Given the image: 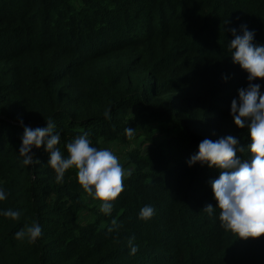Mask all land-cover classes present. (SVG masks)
I'll list each match as a JSON object with an SVG mask.
<instances>
[{
  "label": "trees",
  "instance_id": "16d2710c",
  "mask_svg": "<svg viewBox=\"0 0 264 264\" xmlns=\"http://www.w3.org/2000/svg\"><path fill=\"white\" fill-rule=\"evenodd\" d=\"M242 25L264 45V0H0V264H264V236L221 226L211 181L223 169L188 163L202 140L229 135L251 157L249 129L231 114L250 83L228 47ZM251 83L264 94V79ZM48 119L65 158L84 132L97 148L143 138L111 214L75 168L57 183L46 142L32 149L39 163L22 164L24 127ZM146 205L155 214L142 220ZM34 221L37 241L17 240Z\"/></svg>",
  "mask_w": 264,
  "mask_h": 264
},
{
  "label": "clouds",
  "instance_id": "9594fccd",
  "mask_svg": "<svg viewBox=\"0 0 264 264\" xmlns=\"http://www.w3.org/2000/svg\"><path fill=\"white\" fill-rule=\"evenodd\" d=\"M243 34L238 35L235 28L231 29L233 36L228 45L234 63L239 64L247 73L250 82L248 87L239 89V101L233 99L231 114L235 124L248 127L251 143L250 159H242L237 147L239 141L229 135L216 141L204 139L199 143L198 153L191 156L189 165L196 162L207 164L209 167L223 169L219 178L211 181L212 190L218 207L221 210L219 219L225 230L238 234L239 238H259L264 236V94L261 86L251 81L264 79V45L253 43L255 33L241 26ZM106 119H111L110 110L104 113ZM23 124V122L21 121ZM55 124L47 120L46 127L25 126L22 145L19 153L24 157L25 166L39 163L34 159L33 147L40 148L46 142V150L50 153L48 164L56 172L57 183H62L65 173L71 168L76 169L79 184L88 196L101 201L99 210L111 214L113 202L125 190L124 181L132 175L120 163L119 157L109 148H97L91 145L88 133L84 132L73 141L67 143L68 156L62 154L57 145L60 134L54 132ZM125 134L132 139L135 130L127 127ZM7 194L0 189V201L5 200ZM209 215L213 206L204 209ZM155 214L152 206L146 205L139 212V218L149 220ZM13 220L19 219L20 212L11 209L2 213ZM113 225L116 221H112ZM112 229L110 228L109 231ZM42 235V228L38 222H33L21 231L15 233V238L21 240L27 236L29 243H35ZM129 239L130 255H135L138 246Z\"/></svg>",
  "mask_w": 264,
  "mask_h": 264
},
{
  "label": "rangeland",
  "instance_id": "374dc122",
  "mask_svg": "<svg viewBox=\"0 0 264 264\" xmlns=\"http://www.w3.org/2000/svg\"><path fill=\"white\" fill-rule=\"evenodd\" d=\"M162 137V134L160 132H157L156 133V139L159 140L160 138ZM143 145V138L140 137V138H136V139H133L129 144L127 145H123V144H120V143H109L107 145H105L104 148H109L110 150H112L114 152V154H116L119 159H120V163L121 164H124V161H125V156L127 155V152L133 148L135 145ZM148 144H145L144 146H147ZM126 170H128V167L125 168ZM95 199L93 198L92 201H94ZM95 203V202H94ZM86 214H84L82 216L85 217Z\"/></svg>",
  "mask_w": 264,
  "mask_h": 264
}]
</instances>
